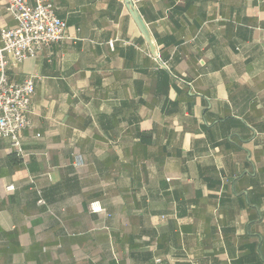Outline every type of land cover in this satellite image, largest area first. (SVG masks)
Returning a JSON list of instances; mask_svg holds the SVG:
<instances>
[{"label":"crops","instance_id":"1","mask_svg":"<svg viewBox=\"0 0 264 264\" xmlns=\"http://www.w3.org/2000/svg\"><path fill=\"white\" fill-rule=\"evenodd\" d=\"M53 2L67 38L9 67L0 264H264V0Z\"/></svg>","mask_w":264,"mask_h":264},{"label":"built area","instance_id":"2","mask_svg":"<svg viewBox=\"0 0 264 264\" xmlns=\"http://www.w3.org/2000/svg\"><path fill=\"white\" fill-rule=\"evenodd\" d=\"M7 9L16 24L0 33V139H8L16 153L23 155L21 136L31 126L29 112L36 81L31 76L12 81L9 67L66 39L67 23L57 15L53 0H8ZM109 45L114 48L113 41ZM92 209L104 212L96 204Z\"/></svg>","mask_w":264,"mask_h":264}]
</instances>
